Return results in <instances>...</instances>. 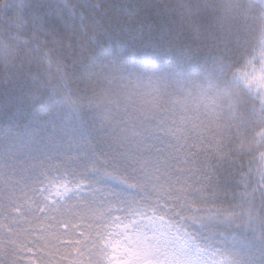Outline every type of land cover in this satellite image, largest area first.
Returning <instances> with one entry per match:
<instances>
[{"label":"snow or ice","instance_id":"1","mask_svg":"<svg viewBox=\"0 0 264 264\" xmlns=\"http://www.w3.org/2000/svg\"><path fill=\"white\" fill-rule=\"evenodd\" d=\"M0 264H264V0H0Z\"/></svg>","mask_w":264,"mask_h":264}]
</instances>
